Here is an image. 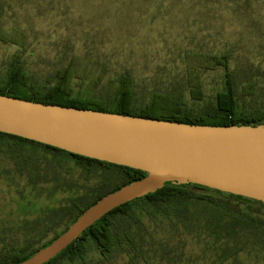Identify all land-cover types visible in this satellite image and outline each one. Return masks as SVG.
I'll return each mask as SVG.
<instances>
[{"label": "rangeland", "instance_id": "obj_1", "mask_svg": "<svg viewBox=\"0 0 264 264\" xmlns=\"http://www.w3.org/2000/svg\"><path fill=\"white\" fill-rule=\"evenodd\" d=\"M0 28L24 35L28 71L36 76L70 60L89 67L99 62L108 74L129 70L140 88H176L188 100V70L202 55H226L239 84L264 89V0H0ZM18 48L0 42V63ZM197 74L206 94L221 87L222 67ZM69 166L70 173L61 168L62 178L71 175L77 188L31 184L0 151V250L21 246L54 220L55 209L68 198L96 186L97 175L84 178L79 167ZM64 220L52 229H63ZM143 222L149 233L144 242L132 229L140 256L119 247L104 258L89 245L86 263L264 264V246L252 241L219 261L206 232L187 231L179 222L177 230L165 221L156 226L148 217ZM53 233L50 229L38 242ZM163 249L173 251L159 255Z\"/></svg>", "mask_w": 264, "mask_h": 264}, {"label": "trees", "instance_id": "obj_2", "mask_svg": "<svg viewBox=\"0 0 264 264\" xmlns=\"http://www.w3.org/2000/svg\"><path fill=\"white\" fill-rule=\"evenodd\" d=\"M0 42L19 47L0 63L1 95L197 125L264 124V89L256 88L253 83L239 84L228 68L226 55H202L197 66L188 70L187 100L176 88H140L129 70L108 74L106 64L99 62L89 67L70 60L36 76L28 71L23 34L0 28ZM218 66L223 70L221 87L213 94H206L197 71ZM0 151L13 160L18 173H25L31 184L53 182L77 188L71 175L62 178L64 172L61 168L65 166L70 173L71 162L81 169L84 178L91 174L98 176L90 193L84 191L68 198L66 204L55 209L54 220L36 229L21 246L2 248L0 264H15L30 255L65 231L98 199L145 175L138 169L73 154L3 132H0ZM263 213L264 202L258 200L196 184L167 183L152 193L114 208L44 264H87L84 257L89 245L104 258L119 247H126V251L140 256L133 242L132 229H136L140 242H144L145 233H149L143 217H148L156 226L165 221L172 230H177L176 223L179 222L187 231L197 228L199 232H206L213 238L214 253L221 261L236 255L248 241L264 246ZM63 220V229H52L53 224ZM50 229L54 231L53 235L42 243L38 242ZM171 251L163 249L159 255H168Z\"/></svg>", "mask_w": 264, "mask_h": 264}, {"label": "water", "instance_id": "obj_3", "mask_svg": "<svg viewBox=\"0 0 264 264\" xmlns=\"http://www.w3.org/2000/svg\"><path fill=\"white\" fill-rule=\"evenodd\" d=\"M0 132L145 172L98 199L65 231L15 264L48 262L114 208L167 183L264 202V124H188L0 94Z\"/></svg>", "mask_w": 264, "mask_h": 264}]
</instances>
